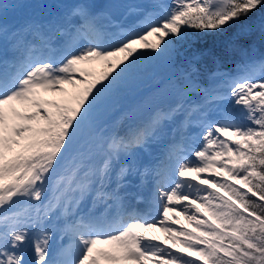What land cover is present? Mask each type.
<instances>
[{
  "label": "snow or ice",
  "instance_id": "snow-or-ice-1",
  "mask_svg": "<svg viewBox=\"0 0 264 264\" xmlns=\"http://www.w3.org/2000/svg\"><path fill=\"white\" fill-rule=\"evenodd\" d=\"M0 264H264V0H0Z\"/></svg>",
  "mask_w": 264,
  "mask_h": 264
},
{
  "label": "rangeland",
  "instance_id": "rangeland-1",
  "mask_svg": "<svg viewBox=\"0 0 264 264\" xmlns=\"http://www.w3.org/2000/svg\"><path fill=\"white\" fill-rule=\"evenodd\" d=\"M47 2L49 3V4H57V3H61V2H68V0H47ZM117 2H121V3H148V2H150L149 0H117ZM150 39H152V38H150ZM96 67V70L97 71H99V66H95ZM162 73V72H161ZM156 150H159L158 149V146L157 147H155L154 148V152L156 151ZM179 220H180V223L182 224V225H185V226H187V221H184V217L183 216H180L179 217ZM155 232V231H154ZM149 234H153V232L152 233H149ZM161 240H163L164 238H165V234L164 233H161V235L160 236H158Z\"/></svg>",
  "mask_w": 264,
  "mask_h": 264
},
{
  "label": "bare ground",
  "instance_id": "bare-ground-1",
  "mask_svg": "<svg viewBox=\"0 0 264 264\" xmlns=\"http://www.w3.org/2000/svg\"><path fill=\"white\" fill-rule=\"evenodd\" d=\"M158 149L159 150L155 151L156 154H159V152L162 150V146H158ZM145 208H146V210L150 211L151 217H155L159 214L158 210L155 207L149 208V207L145 206ZM172 215H173L172 213H169V216H172ZM184 221H186V220L184 219ZM161 233H163V232L159 231L158 228L155 230V232H153V234L156 236H160Z\"/></svg>",
  "mask_w": 264,
  "mask_h": 264
},
{
  "label": "trees",
  "instance_id": "trees-1",
  "mask_svg": "<svg viewBox=\"0 0 264 264\" xmlns=\"http://www.w3.org/2000/svg\"><path fill=\"white\" fill-rule=\"evenodd\" d=\"M259 56V53L256 54ZM232 69V61H228V68L226 70H231Z\"/></svg>",
  "mask_w": 264,
  "mask_h": 264
}]
</instances>
